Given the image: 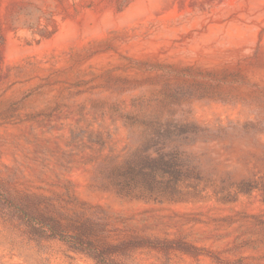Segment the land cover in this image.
<instances>
[{
    "label": "rangeland",
    "instance_id": "obj_1",
    "mask_svg": "<svg viewBox=\"0 0 264 264\" xmlns=\"http://www.w3.org/2000/svg\"><path fill=\"white\" fill-rule=\"evenodd\" d=\"M158 120L209 130L202 176L123 197ZM7 201L157 244L123 264H264V0H0V264H96Z\"/></svg>",
    "mask_w": 264,
    "mask_h": 264
},
{
    "label": "trees",
    "instance_id": "obj_2",
    "mask_svg": "<svg viewBox=\"0 0 264 264\" xmlns=\"http://www.w3.org/2000/svg\"><path fill=\"white\" fill-rule=\"evenodd\" d=\"M154 129L144 133L147 146L133 152L115 172V184L123 197L155 201L167 197L179 201L180 182L193 176H202L203 155L196 150L200 142L209 141V130L196 122L157 121ZM136 150V149H135ZM256 180H240L234 186L237 194L251 192L257 187ZM231 195V194H230ZM233 197V196H232ZM234 199V198H232ZM36 232L44 237L66 242L72 249L90 256L96 264H123L119 255L140 246H157L132 238L121 242H110L103 237V224L100 220L88 218L81 212L70 218L66 226L52 214L34 213L6 202ZM99 209H102L99 206ZM172 243V242H170ZM167 248H175L169 246Z\"/></svg>",
    "mask_w": 264,
    "mask_h": 264
}]
</instances>
